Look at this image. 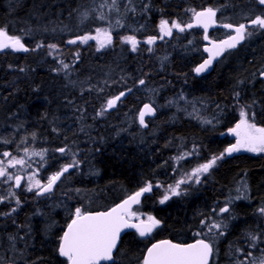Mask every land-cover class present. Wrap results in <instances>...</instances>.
Returning <instances> with one entry per match:
<instances>
[{
  "label": "trees",
  "instance_id": "trees-1",
  "mask_svg": "<svg viewBox=\"0 0 264 264\" xmlns=\"http://www.w3.org/2000/svg\"><path fill=\"white\" fill-rule=\"evenodd\" d=\"M164 1L136 0L135 5L141 4L137 5L138 8H141L139 11H147L150 14L149 18L156 16L155 19H159L168 13L163 5L170 4V2ZM201 1L205 6H212L211 2L217 1V6L222 4L226 12L231 11L230 6L243 10L240 6L245 2L248 11L245 12L244 18L238 20L244 24L250 21L251 15L261 14V11L253 6L256 5L255 0ZM78 2V0H0V28L4 29L9 35H14L17 30L19 35L22 31H26L27 33L23 36V32L20 38L22 43L29 49L28 52H13L11 50L0 52V139L8 141L7 143H0V153L4 151L13 153L14 148H20L21 143L37 141L39 150L47 146L48 152L51 154L53 151L54 154L57 147L63 145L62 138L57 134L59 129L56 121L59 114L69 112L70 108L73 110L72 115L77 114L79 111H85L86 108L91 111L97 104L98 99L92 97L93 92H87V98L84 90L79 95L78 92L81 89L74 87L75 82L71 84L72 90L69 94H66L63 91V84H70L69 77L73 74H70L71 72L64 73L62 68L60 70L56 69L58 67L56 57L68 64L69 68H72L71 60L76 57L77 53H79L77 57L79 60L83 61L87 57V46H82L80 43L66 45L64 41L67 36L57 33L59 27L66 21L64 14L71 12L72 7H75V9L80 8ZM187 2L198 5L199 0H188ZM73 3L75 4L73 5ZM147 5L149 7H142ZM59 11L62 12L58 15ZM73 16L75 17L76 14ZM144 19L145 16L142 17V20ZM41 27L44 29L43 32L39 30ZM36 30H38L37 39H33L32 36H36L34 33ZM82 35L83 33L80 34V36ZM256 35L258 37L264 36V30H259ZM27 36H30V38L27 39ZM253 42L254 40L251 44ZM49 44L57 45V50L54 52L61 54L49 55L51 51L47 47ZM37 45L44 46L35 48ZM241 47L243 45L239 48ZM263 47L264 41L259 40L256 44H253L252 48L243 47V49L234 53L231 60H228V66H226L228 68L218 67L216 74L210 80L205 78L197 83L187 84L192 86L196 94H205L212 101L217 103L219 101L221 104L223 100L229 99L234 93L236 96V93L239 94L242 90L243 92L244 90L249 91V93L246 91L243 96L242 94L240 96L244 101H255L258 104L254 106L257 109L256 115L262 119L261 122L264 124V85L258 77L259 74H255L256 68L261 63L260 57L264 53ZM258 50H263V53H258ZM121 54L122 52L112 56V58L115 59ZM258 54L260 55L257 56ZM42 56L44 60L39 62ZM122 57L126 58L127 56L123 55L120 58ZM90 58L96 62V59ZM133 63L134 59H127L126 65H130H127L129 68L126 70L136 69L132 66ZM109 64L110 62L107 59L105 63L107 69L112 68L113 64ZM73 66L82 68L78 62ZM83 67L87 68V62ZM146 67L145 71L149 70V76L153 78H148L150 85L154 86L161 83L163 87L166 78L171 77L176 88L182 86L178 78L175 80L176 75H169L168 68L163 67L156 70L148 65ZM222 68L224 70L220 71ZM115 75H119L120 79L125 80L130 77L128 80L132 82L136 80L135 75H127L125 72H118ZM89 76L87 78H90ZM97 76L91 79L90 84L96 83L94 80ZM231 83L234 86H230ZM185 93L189 94L188 96L191 98L194 97L191 90H187ZM162 96L160 106L170 99L168 92H164ZM220 103L219 106H221ZM226 108L228 109L227 106ZM22 115L24 118L21 117ZM13 116L20 117V119ZM162 118L159 115L155 118V124L157 125L155 129H157L158 134L155 140H152L148 145L149 148L151 145L154 147L152 155L145 154V156H142L140 135L137 139L130 140L127 145L118 148H113V144L108 142L104 145L102 142L97 145H90L94 149H99L92 151L96 163L94 166H96L99 175L95 177L96 179L92 185L85 188L94 191L107 205H110L121 199L124 192H130L148 180L155 179L164 182L166 179L165 173L170 170L168 165L164 166L165 157L169 155L167 151L169 148H165V145L170 140L176 142L179 138L186 139L194 136L195 141L197 139L198 141L199 139L203 140L200 142H203L205 150L211 148L212 129L208 131L211 133L203 134V132H199L202 131L200 128L203 127L193 123L192 120H185L180 123L168 120L167 117L161 120ZM14 126L22 128V131L19 134L11 133ZM111 133L116 134L115 129ZM33 134L36 137L34 140L32 139ZM82 134L87 140V130H83ZM133 141H136L135 144ZM75 144L80 145L75 146V148H80L83 145L81 142L76 141ZM149 148L146 151H149ZM211 153L210 150L206 151L205 156L209 157ZM83 159L82 157L81 162ZM37 163H41L40 159L36 160ZM54 163L49 171L56 172L59 170V165L56 162ZM94 175L95 172L92 175L93 178ZM209 175L210 179L206 176V178L201 179V181L204 180L201 184L190 187L189 191L181 193L179 196L171 197L164 204H161L159 200L161 197L160 191L156 190L155 194L144 196L142 210L159 220L160 225L154 229L151 235L146 237H140L133 232L124 233L119 240L115 253L116 264H140L147 245L154 240L169 239L174 242H184L199 238L196 233L200 232L201 221H206L209 216L214 217L213 211L218 209L224 202L218 198L223 196V192L228 191L229 185L233 181L239 179L247 181L248 195L245 199L228 204L230 206L229 212L224 214L228 217V220L222 219L228 222L229 228H226L220 244L217 246L219 251L217 252L214 249L210 264H232L231 261L222 257L228 247L227 245H233L240 249V257L246 259V252L251 244L247 240L246 231H251L254 226H258L261 231V239L264 240V226H260L259 220L255 217V205L264 196V161L244 155L238 156L229 164L219 167L216 171H211ZM87 182L89 181L87 180ZM38 197L33 194L21 195L19 200L22 206L19 207L17 212H12L10 215H6L8 211L5 204H0V243L1 245L6 244L7 247H13L17 251H20V248L25 251L23 247L26 246L25 258L17 264H65V260L58 255L57 248L61 232L70 219H64L55 228L49 230L48 219H52L54 215L50 207H44L41 211L43 216H47L48 219L45 218V220L38 221V223L35 220L30 226L28 223L26 224L25 218L27 215L34 213V208L40 204L36 203ZM218 200L220 203H217ZM55 214L54 220L59 217L57 216L58 213ZM45 223L47 224L45 225ZM28 226L30 228L29 233L26 229ZM10 237L14 239H10ZM242 262L245 264L244 261H241L240 264Z\"/></svg>",
  "mask_w": 264,
  "mask_h": 264
},
{
  "label": "rangeland",
  "instance_id": "rangeland-1",
  "mask_svg": "<svg viewBox=\"0 0 264 264\" xmlns=\"http://www.w3.org/2000/svg\"><path fill=\"white\" fill-rule=\"evenodd\" d=\"M78 1H79L78 4L80 8L75 9V7H72L71 12L68 13L69 15H71V17L70 18L66 17L65 23L59 27L58 32H57L61 35H66L67 36V38L65 39L66 41H68L71 38L77 37L81 33H83V35L85 34L95 35V29L97 27L108 28L113 35L119 33L120 34L119 37L126 36V35L139 34V32L142 29L141 25H144V30L148 29V24L145 21H142V17L146 16L147 11L145 12L139 11L141 10V8H138L137 5H141V4L135 5L136 0H117L116 7L118 8V11L117 10L109 11V8L111 6V0H107V3H105V0H78ZM187 1L186 0H181V1L180 0H165L164 2H170V5H175V4L188 5ZM164 2L163 4H165ZM74 4L75 3H73V5ZM102 4L104 5L103 8H101ZM167 4L168 3H166V5ZM241 5L242 6H240V8L243 10H238L236 7L230 6L231 8L230 12H226L222 4L215 6L213 9L217 10V15L215 17L217 22L221 24L231 23L234 26L241 24V22L238 20H241L242 18H244L243 16L245 12L248 11L247 9L248 7L245 2H243ZM253 6L254 8L260 11L263 8L261 5H258L257 3L256 5H253ZM174 7L175 6H172L171 8L169 7L167 11L174 12L172 11L176 8ZM131 9H135V11H131ZM241 11H244V12L237 13ZM61 12L62 11H59L57 14L59 15ZM85 12L88 13V19L82 22V15ZM101 12H103V14L106 17H108L106 21H101L97 19V16ZM178 13H183V10L178 11ZM75 14L76 16L74 17L73 15ZM255 16L256 15H251L250 20L254 19ZM117 20L120 21V25H117L116 23ZM158 21H161V20L159 19ZM248 23H246V25ZM39 30L43 32L44 29L41 27L39 28ZM153 30H156V25L153 26ZM251 30L253 31L254 34L251 37L243 41L242 43L243 47L247 46V44L250 45L251 42L254 40V42L251 44L252 46H250V48H252L253 44H256L258 42L257 41L258 35L256 34L259 30L255 28ZM37 31L38 30L34 31L36 36H32L33 39L34 38L37 39V34H38ZM17 32L19 31L17 30ZM17 32H14V35H10V36H16L20 38V36L23 34L24 31H22L20 35ZM26 33L27 32L25 31L23 36ZM223 33L226 34L225 32ZM29 38L30 36H27V39ZM89 42H92L91 52L93 54L91 57H95L96 53L101 55L102 52L104 51H110L109 47L102 49L100 51H97L96 42L95 41H89ZM80 44L82 46H87V44H82V43ZM119 44L124 45V43H122L121 40H119ZM69 45H73V44H69ZM35 48H38V47L35 46ZM262 51L258 50V53L262 54L263 53ZM160 52L161 54L158 56L159 58L157 57V62L158 63L163 62V65H165L167 59H169L170 57V54H168V51L165 49L160 50ZM109 53L110 52H108V54ZM52 54L60 55L61 53L53 52ZM260 54H258L257 56H259ZM119 56L115 59L110 58V62L111 61L113 62L112 64L119 63L117 67L119 71L115 69L114 67H112L110 69L109 68L103 69V71L101 72L99 71V74H95L92 70L87 72V68L83 67L85 66V63L87 62V57L84 58L82 61V60H79L76 55V57L71 60V65H75L78 62L82 68H85V72L83 70H80L79 73L75 71L76 74H73L71 75V77H69V80L71 81L70 84L68 83L63 84L64 90L63 89L61 90L65 91L66 94H69V92L72 90L71 84L75 82L77 85L75 84L74 87L81 89L78 92L79 95L82 93L83 90L85 91L86 89H88L89 91L93 92L95 96L99 94L98 99L101 101V104L96 108L97 109L96 111H94L93 113H90L91 114L90 116L95 117V118L92 120V122H88L89 120L87 119V124H86V115L84 113L85 111H79L77 114L72 115L73 110L70 108L69 112L59 114L58 119L56 121L58 124V129H59L57 134H59L60 137L62 138L63 145H60L59 147H57V149L61 147H66L69 150L68 155H63L57 151H54L55 155L53 154V151L50 154L47 150L48 149L47 146L39 150L37 141H32L33 143L32 142L21 143L20 148H17V147L14 148L13 153L11 154L18 158H24L25 160H28V163L31 164V167L27 168L26 170L22 169L20 166H17L16 168L8 169L9 173H12V174L19 173L22 176L21 187L17 189L15 188V197L11 196L10 191H9L10 184L14 187V182L0 183V197H7V199H5L2 202L6 206V209L8 211L7 213H12L11 209L14 207L16 208L15 212L19 210V207H21L22 204L20 203V205L17 206L15 203V200L19 199L21 195H26V194L36 195L35 194L36 189H33V191L31 192L26 190L29 176L35 173L36 174L35 178L40 179L42 183H45L47 182L48 176H50L52 173L55 172V171H49L50 167L54 166L55 164L54 162H56L59 165V169H60L64 164L69 163L71 161V159L73 158V154H74V158L79 162L78 166L71 168L68 173H65V175L62 177L60 182L57 184V186H55L54 192L38 197V199L36 200L37 201L36 203H40V204L34 208V213L27 215V217L25 218L26 224L28 223L30 226V224L32 225L35 222V220H37L36 223H38V221H43L45 220V218L48 219L47 216L45 215L43 216L42 214L41 210H43L44 207L51 208V211H53V215H54L53 218L56 217L55 213H58L57 216L60 217V218L59 217L56 218V220H54L53 218L48 219L49 221L48 229L51 230L55 228L58 225V223L60 224V222H62L64 219L66 220L70 219L72 217V214L74 213L75 208L77 207L81 208L82 211H91V210H96V209H102V208L109 206L97 194H95L94 191H92L91 189L87 190L88 185H92L93 181L96 179L95 177L98 175V173H96L94 175V178L92 177L94 172H96V166H94L96 165V163H95V158L92 155V151L99 150V149L98 148L94 149L90 145H94V144L97 145V144H100L101 142L104 145L106 142H108V143L113 144V148L114 147L118 148L120 146L127 145V143H129L130 140L137 139L138 135H140L141 143H142L141 144L142 145V148H141L142 156H145V154H148L149 152V151H146L149 148L148 145L151 143L152 140H155V137L158 134L157 129H155V127H157V125L155 124L156 122L155 120L153 121L152 124H150V128H151L150 130L140 131L139 126L135 125L134 123L128 122L126 118H123V119L121 118V120L118 121L119 113H120L119 110H116V112L113 114L114 116L118 118L117 122H114V120L108 121L106 117H104L108 115L107 111L102 116L97 115V113L101 110V108L106 104L107 100L110 99L108 96V92H109L108 89L110 87L112 89H115L114 92L118 93L117 91L119 90L122 91L125 88H128V87L134 88V85H140L139 81L143 79L145 81V84L140 86L141 90L138 91L137 93L140 94V96L144 100L155 105L156 110H157V115H159L160 117L161 116L163 117L161 120L165 119L166 117L168 118V120H171V121L174 120L180 123L185 120L187 121L192 120L193 123L197 124L200 127H203V128H200L202 129V131H199L200 133L203 132V134L211 133V132H208L209 129H212L214 127L217 128V124H214L213 120L218 119V116H219L218 111L220 110V106L218 104L220 102L218 101V103L217 102L215 103V101H212V99L209 98L205 94H196L194 89H192V86L190 87L187 86V83H191L190 78H188L190 76H187V74H184V73L183 74L179 73V72L184 71L183 70L184 64L187 63L186 58L181 57V56H177L176 58V61L178 63V67H177L178 72H176L177 74H175L176 75L175 80L178 78L180 82L182 83L181 87L183 88V90H180V89L177 90L174 84L171 86H168L171 83V81L169 82L165 81V84L163 85V87L161 83L154 85V86L150 85L148 78L153 79L152 77L149 76L150 74L142 75V74L134 73L133 72L134 69L126 70L127 68H129L128 66L130 64H127L128 65L127 66L126 60H125L126 58H123V57L119 58ZM56 59H57L56 64L58 65L56 69L60 70L62 68L61 64L59 63L61 59L59 57H56ZM42 60H44L43 56L41 60L39 59V62H42ZM225 61H226V57L222 61H219L217 63L215 67V71L213 72V74H211L208 80H210L213 77V75L216 74L218 67H224V64L227 62ZM260 61H261L260 65L258 67L256 66L257 68H256L255 74L257 75L264 70V53L261 55ZM72 68L74 67L72 66ZM226 68L227 67H225L224 69ZM224 69L222 68L220 71H223ZM117 71L119 73L121 71L125 72L127 75L133 74L135 75L136 80L133 82L129 81L128 79L130 77L126 80H121L119 75L118 76L115 75ZM135 71L137 72V70ZM96 75H98L97 78H95L94 80L96 83H93V84L99 85V89L92 88V87L91 89L90 88V85H92L90 84L91 79H94ZM66 76H69V75H66ZM88 76L90 78H87ZM158 80L160 81V79ZM101 86L106 87V90L108 91L106 92V94H104L105 90ZM230 86H234V84L231 83ZM186 88H189V90H191V93L194 94L195 98L192 99L188 96L189 94L185 93L188 90ZM246 91L247 90H244V92ZM164 92H168L170 94V99L168 101H165V103L162 104V106H160V101L163 98L162 94ZM240 92L241 93L239 94L236 93V99L243 100L240 94H242L243 96L244 92L243 90ZM247 92L249 93V91ZM241 107H244L250 116L252 114H254L255 116V107H253L252 104H249V105L240 104V106H236V110H235L237 123L240 120L239 112H240ZM13 117L20 119V117H17V116H13ZM21 117L24 118L23 115ZM87 117H88V114H87ZM205 121H210V123H205ZM114 129H115L116 134L111 133ZM83 130H87V140L85 139V136L82 134ZM20 131H22V128L14 126V128H12L11 133L19 134ZM32 139L34 140L36 139V137L33 138L32 136ZM195 140H194V136L190 138H186V139L179 138L176 140V142H173V140H170L165 145V148L166 147L169 148L167 149V151L169 152L168 153L169 155L165 157L164 166L168 165L170 170L167 173H165L166 179L164 180V182H159L160 180L158 181L155 180L154 182L150 183L152 185V190L149 191L147 195L155 194L156 190L160 191L161 197L159 198V200H161L170 185H174L178 180H180L181 178H184L185 174L191 173V171L195 169L197 166H199L200 164L206 163L209 160H211L210 156L209 157L205 156L206 155L205 150H202L204 149L203 144H202L203 142L201 143L200 141H203V140H200V139L199 141L198 139L197 141ZM75 141L81 142L83 144L82 147L75 148V146H80L77 144L74 145ZM94 141H96V143H94ZM135 142L136 141H133L134 144ZM25 148H27L29 152H32V151L39 152L42 150H47L46 157H45L47 162L43 166H41V163L36 164V160L40 158L38 156H32L29 159L28 157L24 156ZM193 148L196 149V152L194 154H193ZM184 153H189V155L185 159H182V160L174 159L175 157L180 156ZM261 154L263 155V159H264V153H261ZM82 157L84 159L81 162ZM0 159H4V158L0 156ZM213 169H215V166L209 171V173ZM209 173L202 175L200 179H204L206 178V176L210 179ZM87 180L89 182H87ZM203 181H201V183ZM157 185H159V187H157ZM195 185H198V184L194 182H189V183H185L181 185V193H185L186 191H189L190 190L189 188ZM86 186L87 188H85ZM229 190H230V193L226 194L228 199L225 200V202H223V204H221L218 209H215L213 211L214 217L209 216L208 219L206 220L207 223H212L214 221L221 222L223 221V219L228 220V217L224 215L226 213L221 214L219 212V209L227 206L228 204H232L233 202L237 200L245 199V197L248 195V192H249L248 183L242 179L235 180L231 183ZM65 196L69 198L66 199ZM227 207L230 209L229 205ZM261 208H264V196L261 199H259L258 203H256L255 205V213H256L255 217L256 219L259 220L260 226L261 225L264 226V215H261L260 213ZM136 215L139 216L140 219L143 221H147L148 216H150L146 213H142L141 211L136 213ZM223 223L226 224L228 227L227 221H223ZM46 224L47 223H45V225ZM29 226L28 228H26L27 233H29L28 231H30ZM225 230L226 228L224 229V233H225ZM213 231L215 232V230ZM200 232L208 233V229L201 226ZM248 233L258 234L261 237V231L259 230L258 226H254L251 231L250 230L246 231L247 240L250 241L248 239ZM210 236L211 234L201 235L199 237H205L209 240ZM221 239H222V236H219L218 234L216 235L215 238H213L214 249L217 252L219 251L218 249L219 247L217 246L218 244H220ZM248 241H246V243H248ZM227 246L228 247L224 251V254L222 257L231 261L232 264L233 263L240 264L241 261H244L245 264H258V261L262 257H264V242H261V241H257L256 247H252L251 244L249 245V248L246 252L247 254V256L245 257L246 259H242L240 257V253H241L240 249H238L237 247L233 245H227ZM23 248L25 249V251L22 248H20L21 250L19 249L20 251H17V250H14L13 247H7L6 244L1 245L0 243V264L18 263L20 261H23L26 255L25 253L27 252L26 246H24ZM249 253H251V255H249Z\"/></svg>",
  "mask_w": 264,
  "mask_h": 264
},
{
  "label": "snow or ice",
  "instance_id": "snow-or-ice-1",
  "mask_svg": "<svg viewBox=\"0 0 264 264\" xmlns=\"http://www.w3.org/2000/svg\"><path fill=\"white\" fill-rule=\"evenodd\" d=\"M258 5L264 6V0H255ZM107 3V0H105ZM117 0H111V6L109 11L117 10ZM104 5H101L103 8ZM135 11V9H131ZM192 13V21L187 25H181L177 21L161 20L159 24L160 38L171 37L173 30L176 29L179 32H184L187 29H191L194 26H200L204 30V39L209 40L208 29L210 26L216 24L215 17L217 10L212 7H207L203 10L189 9ZM88 19V13L85 12L82 15V22ZM97 19L106 21V17L103 12L99 13ZM117 25H120V21H116ZM123 26V25H121ZM225 29H230L231 32L227 35V38L220 42H212L211 47H205L204 51L209 53V57L204 60L202 64L194 69L197 74L207 71L213 61L222 55L228 49H235L245 39L251 37L254 33L251 29L264 30V8L261 9V14L256 15L254 19H251L246 25L241 23L239 25H233L231 23H224L221 25ZM156 37H149L145 42L149 45L155 43ZM87 44L89 41L96 42V50L100 51L113 44V36L108 28L97 27L95 29V35L85 34L75 39H69L68 44H77V42ZM121 41L124 44L130 45V50L135 52L138 50V41L135 35H126L121 37ZM44 45H37V47H43ZM47 47L51 50L49 55H52L57 50V45L49 44ZM5 50H11L13 52H28L29 49L22 43L21 39L16 36H10L4 29L0 28V52ZM77 57L79 53L76 54ZM62 70L67 71L69 65L64 63L62 60L59 62ZM23 71V69H21ZM261 76L264 77V72H261ZM140 85H144L145 81L141 79ZM131 91V89H128ZM126 95L125 92L119 93L112 99L107 100L106 104L101 108L97 115H104V113L117 106V102L121 101V98ZM250 107V106H249ZM154 109L152 106L145 104L142 110L139 111V124L142 127H147L145 117L147 115H153ZM240 120L234 128L230 129V133L236 137V142L232 146L225 149V153L231 155L234 152L247 151L252 153H264V127H258L254 122V114L251 116L241 107ZM210 123V121H205ZM55 130V129H54ZM35 138V134H33ZM8 141L0 139V143H7ZM55 151L60 152L63 155H68L69 150L66 147H61ZM47 150L39 152H29L27 148L24 149V156L29 159L32 156H38L43 166L46 161ZM196 149L193 148V154ZM189 153H184L180 156L175 157L176 160L185 159ZM4 159H0V183L14 182V187L10 184L9 191L10 195L15 197V188L21 187L22 176L12 174L8 172L9 168H16L20 166L22 169L31 167L28 160L24 158H18L13 156L10 152L4 151L0 153ZM224 158V154L212 157L206 163L200 164L191 173L185 174L184 178L178 180L174 185H170L160 200L161 204H164L173 196L181 195V185L189 182L196 184L201 183L200 177L208 174L209 171L217 164L218 160ZM78 161L74 158L69 163L64 164L58 171L52 173L47 178L46 183H42L40 179H36V174L28 177V184L26 190L31 192L36 189L37 196H44L53 192L54 186L58 181L68 173L71 168L78 166ZM159 187V185H157ZM152 190V185L149 183L139 191L135 192L134 195L130 196L123 203L116 207H113L110 211L100 212H87L82 211L81 208L77 207L72 214L71 222L67 224L66 230L60 237V242L57 248L58 255L65 258L67 264H116V257L114 253L117 251V244L121 236V232L126 228H134L140 237H146L151 234L154 228L160 225V221L152 216H148L147 222L140 219L134 212L131 211L132 204H139L140 197ZM7 197H0V203H2ZM17 206L20 205L19 199L15 200ZM16 208H12L11 212H15ZM219 212L227 213L229 208L227 206L219 209ZM261 215H264V208L260 209ZM11 213H6L10 215ZM133 220L139 221V223H133ZM201 225L208 229V233L197 232V236L211 234L209 240L198 239L195 243L191 244H179L173 243L169 240H162L152 244L147 249L146 255L142 260V264H209V258L213 255V238L218 234L219 236L224 235V229L227 225L221 222L207 223L201 221ZM215 230V232L213 231ZM10 239H14L11 238ZM248 239L251 241V246L256 247L257 241L264 242L261 240L260 235L248 233ZM239 251V250H238ZM251 255V253H249ZM243 264V262H242ZM258 264H264V257H262Z\"/></svg>",
  "mask_w": 264,
  "mask_h": 264
},
{
  "label": "flooded vegetation",
  "instance_id": "flooded-vegetation-1",
  "mask_svg": "<svg viewBox=\"0 0 264 264\" xmlns=\"http://www.w3.org/2000/svg\"><path fill=\"white\" fill-rule=\"evenodd\" d=\"M211 5L212 6H208V5L205 6V5H203V2L201 0H199L198 5L190 4L189 2H188V5H185V4L184 5H179V4L163 5L166 9H168L169 7L171 8L172 6H175L176 8L174 7L175 9L172 10L174 12L168 11V13L166 15H163V18H159V19L160 20H162V19L168 20L170 23L172 21H177V22L181 23L182 26L187 25L189 22H193L192 21V13L190 11H188L189 9H196L199 11V10L206 9L205 7L214 8L215 6H217V1H212ZM142 7L143 8L149 7V5L142 6ZM262 7L264 8V6H262ZM182 10H183V13H178V11H182ZM149 15L150 14L147 13L145 16V19L142 20L148 24V29L144 30V25H141V27H142L141 31L139 32V34L135 35L136 39L138 41H140V43L138 44V50L135 52L130 50V45H128V44L120 45L119 44V40H121V37H119L120 36L119 33L114 34V35L112 34L113 44L111 46H109L110 51H104V52H102L101 55L96 53L95 57H92L93 59H96V62H94V60H92L90 58L93 54L91 52L92 42H88L87 43V72L92 70L95 74H99V71L101 72V71H103V69H106L105 63L107 62V59H108V62H110V58L113 59L112 56L118 55L120 52H122V54L119 56V58L123 55H126L127 57L125 60H127L129 58H131L132 60L134 59V63L132 66L136 67V69H134V71H133L136 74L148 75L149 70L147 72L145 71L147 69L146 65H148L152 69H157V70H160V68L166 67L169 69V75H172V74L175 75V74H177L176 72H178L177 71L178 63L176 61V58H177V56H181V57L186 58L187 63L184 64V68H183L184 71L182 70L183 72H179V73L187 74V76H190V77H188V78H190V82L197 83L200 80H203L205 78H209L211 76V74H213V72L215 71V67H216L217 63L219 61H222L225 57H226L227 62L225 61L226 63L224 64V67L228 66V60H231V57L234 55V53L237 50L242 49V47L241 48H239V47L242 45L243 42H241L235 49L226 50L217 60L214 61L212 68L208 73L201 74V75L196 74L194 69L196 67H198V65L206 58V54H205L204 49H205V47L211 45V43L209 41L220 42V41L227 38V35L231 32V30L223 28L221 26L222 24L217 22V20L215 18L216 24L214 25L213 28L208 29L209 40L204 39V30L200 26H194L191 29L186 28V30L184 32H179L178 30L174 29L171 37H163L161 39L160 38V31H159V24H160V21H158L159 19H155L156 16L149 18L148 17ZM64 16L67 18L71 17V15H69V14H64ZM154 24L156 25V30H153V26H155ZM223 32H225L226 34H224ZM79 36L80 35H78L77 37H79ZM77 37H75V38H77ZM149 37H156L154 44L149 45L145 42V40L148 39ZM75 38H71V39H75ZM258 40L264 41V37L263 36L257 37V41ZM64 43L66 45H69L66 40L64 41ZM77 43H79V41ZM250 46H251V44L250 45L247 44V46H244V47L250 48ZM163 49L167 50L168 54H170V57H169V59H167L165 65H163V62H161V63L157 62V57L161 54L160 50H163ZM108 52H110V53L108 54ZM111 64H112V62H110L109 65H111ZM118 64L114 63L112 65V67H114L115 69H117L119 71V69L117 68ZM93 67H95V68H93ZM80 70H83L85 72V68H75V67L74 68H68L67 71H64V70L63 71H64V73H70L71 72L70 74H76L75 71L76 72L78 71L77 73H79ZM135 70H137V72ZM118 71L116 73H118ZM258 77H259V79H261L260 76H258ZM121 80H125V79L121 78ZM261 80L263 81L262 84L264 85V80L263 79H261ZM169 81H171V83L168 86L173 85L174 81H172L171 77L166 78V82H169ZM140 86L141 85H134V88L128 87V88L123 89L122 91L121 90L117 91L118 93L114 92V89H112L110 87L108 90L110 93L112 92L111 94L106 90V87L101 86L105 90L104 94H106V92H108V96L110 99L119 95V93H121V92L126 93V95L121 98V101L117 102V106L115 108L108 110L107 111L108 115H106L104 117H106V119L108 121L114 120V122H117L118 118L116 116H114L113 114L116 112V110H119L120 113H119L118 121L121 120V118L122 119L126 118V120H128V122L134 123L135 125L139 126L140 131L150 130L151 129L150 124L153 123L157 114L152 118H145V122L147 124V127H142L139 124L138 116H139L140 108L144 104H151L153 107H155V105L144 100L140 96V94L137 93L138 91L141 90ZM187 86L190 87L191 85L187 84ZM91 87L99 89V85H97V84H92V85H90V88ZM178 88H176V89L177 90H179V89L183 90V88H181V87L179 89ZM128 89H131V91H128ZM186 89L189 90V88H186ZM85 92H86L85 95L87 98V92L91 93V91L86 89ZM88 96H90V95H88ZM93 96L98 99L99 94L97 96H95L93 93L92 97ZM193 98H195V97H192V99ZM253 103H254V105H252L253 107L258 105L257 103H255V101L249 102V101L236 99L235 94L230 96L229 99L226 98V100H223L222 104L220 103V105H221L220 109H222V110L218 111V114H219L218 119L213 120V123L217 124V128H215V127L212 128L213 138H212V141L210 143L211 148H208L206 150L202 149V150H205V152L209 151V150L212 151L211 156H210L211 159L214 156H219L221 154H224V158L217 161V164L215 165V169H213L212 171L218 170L219 167H221V166L223 167L226 164H229L230 162L233 161L234 158H236L238 156H242V155L247 156L249 158H253V159L259 158V159L264 161L263 155L261 153H252V152H247V151L234 152L231 155H228L227 153H225V149L232 146L236 142V137L230 133V129L234 128L235 125L237 124V120H236V116H235L236 106H240V104L241 105H244V104L249 105V104H253ZM100 104H101V101L98 99V102L94 106L93 110L88 111L87 108L85 109L86 124H87V119L89 120L88 122H92V120L95 118V117L90 116L91 115L90 113H93L94 111H96L97 110L96 108ZM225 105L228 107V109L226 108ZM256 113H257V109L255 107L254 122L256 123V125L258 127H264L263 122H261L262 119L260 117H258L256 115ZM87 114H88V117H87ZM103 121H105V120H103ZM215 143H216V145H215ZM152 151H154L153 145L150 146L148 154L152 155L153 154ZM96 173H98L97 169H96L95 174ZM154 181H155V179L148 180L147 182H144L140 186L136 187L134 190H132L130 192H128V191L124 192L125 194L124 193H123L124 195L122 194L121 199L117 200L113 204L122 200L124 197L129 196V195L133 194L134 192H137L141 188L145 187L147 184L152 183ZM230 186L231 185H229L228 191L223 192V196L220 195L221 197H219L218 199H222V201H224V202H225V200L228 199L226 194L230 193V190H229ZM147 194H148V192H146L142 196L140 203L131 209L132 212L138 213L139 211H141L142 213H146L145 211L142 210L141 205H143V198ZM217 203H220L219 200L217 201ZM113 204H111L105 208H102L101 210H105V209L111 207ZM97 210H95V211H97ZM70 219H72V217ZM195 239H205L206 241L208 240L205 237H199V238H195ZM195 239H192V240H195ZM192 240H188V241H192ZM188 241H184V242H188ZM213 248H214V244H213ZM212 258H213V255H212ZM63 259L65 260V258H63ZM65 264H67L66 260H65Z\"/></svg>",
  "mask_w": 264,
  "mask_h": 264
},
{
  "label": "water",
  "instance_id": "water-1",
  "mask_svg": "<svg viewBox=\"0 0 264 264\" xmlns=\"http://www.w3.org/2000/svg\"><path fill=\"white\" fill-rule=\"evenodd\" d=\"M214 26H210L209 27V29H211V28H213ZM147 40V39H146ZM145 40V41H146ZM207 47H211V45H209V46H207ZM205 54H206V58L204 59V60H206L208 57H209V53L208 52H205ZM221 56V55H220ZM219 56V57H220ZM219 57H217L215 60H217ZM204 60L200 63V64H202L203 62H204ZM214 60V61H215ZM214 61H213V63H214ZM213 63H212V65H213ZM199 64V65H200ZM198 65V66H199ZM211 68H212V66L207 70V71H205V72H202V73H200V75L201 74H206V73H208L210 70H211ZM197 74V73H196ZM260 76V78L261 79H263L264 80V77H262L261 76V74L259 75ZM145 105V104H144ZM143 105V106H144ZM148 105H150V104H148ZM143 106H141V108H140V110H142V108H143ZM151 106V105H150ZM154 109V108H153ZM155 114H156V111H155V109H154V114L153 115H147L145 118H152V117H154L155 116ZM59 182V181H58ZM57 182V183H58ZM56 186V185H55ZM54 186V187H55ZM17 189V188H16ZM135 193H133V194H131V195H129V196H127V197H125V198H123L122 200H120V201H118L117 203H115L114 205H112L111 207H109V208H107V209H105V210H99V211H92L91 213H95V212H100V211H110L113 207H116V206H118L119 204H121V203H123L126 199H128L130 196H132V195H134ZM145 194V193H144ZM143 194V195H144ZM142 195V196H143ZM142 196L140 197V200H141V198H142ZM136 204H132L131 205V208L133 207V206H135ZM71 222V221H70ZM69 222V223H70ZM133 223H139V221H132ZM68 224V223H67ZM66 228H67V225L64 227V229H63V231H62V233H61V236H62V234H63V232L66 230ZM128 231H132V232H135V233H137L138 234V232L134 229V228H126V229H124L122 232H121V236L125 233V232H128ZM60 236V237H61ZM121 236H120V238H121ZM120 240V239H119ZM162 240H169V239H161V240H157V241H154V242H152L150 245H148V247L145 249V251H144V253H143V256H142V260H143V258H144V256L146 255V252H147V249L148 248H150L151 246H152V244H154V243H157V242H159V241H162ZM169 241H171V240H169ZM197 240H192V241H188V242H185V243H179V244H191V243H195ZM59 242H60V240H59ZM171 242H173V243H177V242H174V241H171ZM118 243H119V241H118ZM117 246H118V244H117ZM210 260H211V257L209 258V264H210ZM7 264H13V263H7ZM141 264H142V261H141Z\"/></svg>",
  "mask_w": 264,
  "mask_h": 264
},
{
  "label": "bare ground",
  "instance_id": "bare-ground-1",
  "mask_svg": "<svg viewBox=\"0 0 264 264\" xmlns=\"http://www.w3.org/2000/svg\"><path fill=\"white\" fill-rule=\"evenodd\" d=\"M152 106V105H151ZM153 107V106H152ZM72 127V126H71ZM73 129V128H72ZM70 130V129H69ZM67 131V130H66ZM72 131V130H71ZM75 131V130H74ZM72 133V132H71ZM76 133H77V131H76ZM99 210V209H98ZM101 210V209H100Z\"/></svg>",
  "mask_w": 264,
  "mask_h": 264
}]
</instances>
